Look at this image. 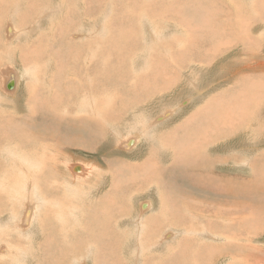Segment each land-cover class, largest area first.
<instances>
[{
	"label": "rangeland",
	"instance_id": "1",
	"mask_svg": "<svg viewBox=\"0 0 264 264\" xmlns=\"http://www.w3.org/2000/svg\"><path fill=\"white\" fill-rule=\"evenodd\" d=\"M38 2L31 14L23 0L0 11V158L11 149L21 156L17 178L0 170V264H264V209L257 208L256 234L241 220L239 231L251 235L227 241L222 233L232 227L205 234L211 228L201 229L190 212L207 216L204 206L187 204L158 178L178 155L209 154L216 159L209 172L230 177L247 175L264 156V0ZM28 50L34 59L25 58ZM32 65L36 81L22 78ZM9 69L19 76L14 93L2 84ZM138 127L144 132L130 149L119 144ZM32 163L43 172L28 183ZM76 163L85 173L70 169ZM255 172L264 181V161ZM196 193L194 200L212 202ZM31 199L36 216L24 229L20 216Z\"/></svg>",
	"mask_w": 264,
	"mask_h": 264
},
{
	"label": "bare ground",
	"instance_id": "2",
	"mask_svg": "<svg viewBox=\"0 0 264 264\" xmlns=\"http://www.w3.org/2000/svg\"><path fill=\"white\" fill-rule=\"evenodd\" d=\"M24 1V3L25 4H27L28 5V8H29V11H30V14L31 13H34L36 10H37V8L40 6V5H43V3L42 2H38V0H23ZM22 3V2H21ZM14 4H15V2H14ZM10 5H13V0H0V11H1V8L3 9H7ZM21 6V4H18V6ZM17 6V5H16ZM11 7V6H10ZM27 7V6H26ZM60 7V8H59ZM59 7H56L57 9H56V11H60V9L62 8L61 7V5H59ZM12 8H13V6H12ZM15 8V7H14ZM17 8V7H16ZM3 9V10H4ZM44 9H45V5H44ZM8 10V9H7ZM19 10V9H18ZM21 10V9H20ZM20 10H19V12H20ZM12 11V10H11ZM22 11H23V9H22ZM55 11V12H56ZM13 12V11H12ZM11 12V13H12ZM50 12V11H49ZM15 13H16V11H15ZM22 13V12H21ZM49 15V14H48ZM42 16V15H41ZM40 16V17H41ZM44 16V15H43ZM39 17V18H40ZM23 18V17H22ZM38 19V18H37ZM39 21H40V19H39ZM52 21V20H51ZM72 21V20H71ZM21 22H24V20L22 21L21 20ZM54 22V21H53ZM60 22V21H59ZM66 22V21H65ZM69 22V21H68ZM21 25V24H20ZM24 26V25H23ZM17 28V27H16ZM27 28V27H26ZM18 29V28H17ZM21 29V28H20ZM6 30L7 31H10L11 33L9 34L8 32H6L7 33V36L8 37H10V36H13L14 34H15V29L13 28V26L11 25V24H8L7 26H6ZM64 30H65V27H63V29H62V31L64 32ZM5 31V30H4ZM22 31V30H21ZM18 32V31H17ZM29 32V31H28ZM23 33V32H22ZM45 33H46V31H45ZM20 34H21V32H20ZM43 34V33H42ZM24 35L26 36V34L24 33ZM22 36V35H21ZM42 37V36H41ZM114 37V36H113ZM112 37V38H113ZM18 38V37H17ZM38 38V37H37ZM40 38V37H39ZM45 38H47V37H45ZM244 38V37H243ZM42 40V39H41ZM224 40V39H223ZM46 41H47V39H46ZM234 41V40H233ZM48 42V41H47ZM52 43H53V40H52ZM30 48V47H29ZM51 50H52V48H51ZM216 51V50H215ZM33 52V51H32ZM31 52V50L29 51H26L25 52V58L27 57V58H32V59H34L35 58V55H33V53ZM47 52V51H46ZM50 52V51H49ZM72 52V51H71ZM74 55H76V54H74ZM40 56V55H39ZM86 56V55H85ZM90 56V55H89ZM36 58H38V57H36ZM75 58H76V56H75ZM39 59V58H38ZM77 63V62H76ZM89 64H87V66H88ZM92 69V68H91ZM106 69V68H105ZM93 71V70H92ZM6 73V74H5ZM5 73H3V75H4V78H3V80H2V84H3V86H5V89H7V91H11V92H13L14 93V91L17 89V86H18V84H19V76H18V73H17V71H15V70H11V69H9V70H7V72H5ZM57 73V72H56ZM102 74V73H101ZM104 75H105V73H103ZM57 75V74H56ZM108 75V74H107ZM107 75H106V78H107ZM9 76V77H8ZM103 76V75H102ZM101 76V77H102ZM58 77V76H57ZM102 79H104L105 80V78H102ZM61 82V81H60ZM64 82V81H63ZM96 82H97V80H96ZM54 88H56V87H54ZM55 91V90H54ZM3 92H5L4 90H3ZM57 92H58V90H57ZM57 92L55 93V96H56V94H57ZM5 93H7V92H5ZM50 93H51V91H50ZM12 94V93H11ZM61 93H59V95H60ZM10 95V94H9ZM50 95V94H49ZM51 97V96H50ZM57 99H62V97L61 98H57ZM56 99V100H57ZM64 99L66 100V95H65V97H64ZM55 101H53V103H54ZM118 103V102H117ZM263 104V103H262ZM94 105H95V103H93L92 105H90V107L87 109V112L89 111V113L90 112H92V113H94V111H93V108H94ZM116 107V106H115ZM128 108V107H127ZM226 108V107H225ZM2 109V108H1ZM66 109V108H65ZM116 109V108H115ZM264 109V108H263ZM67 110V109H66ZM66 110H64V111H66ZM83 110V109H82ZM124 110H126V109H124ZM228 110V109H227ZM1 111V110H0ZM3 111V110H2ZM5 111V110H4ZM33 111V110H32ZM84 112H86L85 110H83ZM171 112H172V110H170ZM225 111V110H224ZM11 112H16V111H11ZM31 112V111H30ZM107 112V111H106ZM171 112H170V114H171ZM1 113H3V112H1ZM5 113H7L6 111H5ZM8 113H10V112H8ZM168 113V112H167ZM68 114H69V112H68ZM220 114V113H219ZM228 114V113H227ZM90 115V114H89ZM108 115H109V113L108 114H106L105 112L103 113V116L101 117L102 118V121L103 122H106L107 121V119H108ZM162 115V114H161ZM217 115V114H216ZM221 115V114H220ZM4 116V115H3ZM2 116V114H1V117H3ZM8 116V115H7ZM128 116V115H127ZM164 116V115H163ZM219 116V115H218ZM262 116V115H261ZM0 117V118H1ZM6 117V116H5ZM16 117V116H15ZM22 117V116H21ZM71 117H73L72 115H71ZM162 118V116H159L158 118ZM213 117V116H212ZM211 117V118H212ZM10 118V117H9ZM17 118V117H16ZM223 119V118H222ZM4 121L6 120L5 118L3 119ZM2 120V121H3ZM10 120H12V121H14V120H16V119H13L12 117L10 118ZM98 120V119H97ZM99 120H100V118H99ZM98 120V121H99ZM9 121V120H8ZM147 121V120H146ZM156 120H151L150 121V124L151 123H153V122H155ZM1 122V121H0ZM11 122V121H10ZM86 123L87 125H89L90 126V123L89 122H87V120H83V119H80V123ZM148 122V121H147ZM8 123V122H7ZM145 123V122H144ZM1 125H3V124H1ZM1 125H0V127H1ZM262 125V124H261ZM148 126V125H147ZM9 129V128H8ZM144 128H142V127H138V129H137V131H136V136L138 135V136H140V134H142L143 132H144V130H143ZM78 130V129H77ZM81 132L82 131H84L85 130V128H81V129H79ZM60 131V130H59ZM95 131H97V130H95L94 129V131L93 132H95ZM102 131V130H101ZM87 132V131H86ZM92 132V131H91ZM92 132V133H93ZM64 133V132H63ZM66 133V132H65ZM64 133V134H65ZM102 133V132H101ZM80 134V133H79ZM3 135V134H2ZM63 135V134H62ZM66 135V134H65ZM89 136V135H88ZM187 136V135H186ZM61 137H63V136H61ZM83 138V137H82ZM127 138V137H126ZM13 139V138H12ZM59 139V138H58ZM85 139V138H84ZM91 139V138H90ZM123 139H124V137H123ZM219 140H221V138H218ZM11 140V139H10ZM9 140V142H11ZM77 140V139H76ZM75 140V141H76ZM92 140V139H91ZM139 139H137V141H138ZM218 140V141H219ZM13 141V140H12ZM79 141L80 142H82L81 141V139L79 138ZM185 141V140H184ZM217 141V140H216ZM8 142V143H9ZM77 142V141H76ZM87 142V141H86ZM120 142V141H119ZM135 142H136V139L135 138H133V137H131V138H129V139H127V140H125L124 142H123V147H125V148H128V149H130L131 148V145L132 144H135ZM10 144V143H9ZM12 144V143H11ZM83 144H84V142H83ZM120 144V143H119ZM1 145H2V142L0 143V147H1ZM81 145H82V143H81ZM208 146V145H207ZM193 152V151H192ZM195 153V152H194ZM6 155H7V160L6 159H1L0 158V170H2V171H5L9 176H10V179L12 180V178H14V177H16L13 173H14V171H15V161L18 159V153L16 152V151H14V150H9V151H7L6 152ZM20 155V154H19ZM187 155V154H186ZM145 156V155H144ZM179 156V155H178ZM177 156V159H175V161L174 162H172L171 163V165L169 166V167H166V168H164V172L163 173H161L159 176H158V174H157V176H158V178L160 177L161 178V181L163 182V183H165L164 182V180L166 181V183H167V185H169V186H171V187H174L176 190H178V191H180L181 193H183V195L184 196H186V198H185V200L187 201V204L189 203V204H195V206L196 207H200V209H202L203 210V207H202V205L204 206V212L205 211H207L208 212V214H206L207 216H205V214H203L202 212H199V213H195V211L194 210H192V211H190L189 210V208H187V206H186V208L191 212V215L193 216V217H200L202 220H203V227L201 228V229H203V228H206V227H210L211 229L210 230H205L204 231V233L205 234H207V235H216V232L219 230L220 231V229L222 230V225H226V226H229V227H232L235 231H233V229H232V231L230 232L229 230H225L223 233H222V235H223V238H226L227 239V241H230V239L229 238H227V237H229V235L232 233V235H236L237 236V234H239V235H247V237H248V235L250 236L251 234H250V232H247V233H243V232H240L239 231V226H238V224L236 223V222H238V221H241V220H244V222H243V225L245 226V227H247L250 231H252V233H253V235L254 234H256V232H253V228H254V224H258V223H260L261 222V218H259V217H261V215H258V214H260V212H258V210L259 209H261V210H263L264 209V181H259V180H256L255 179V177L257 178V175H255V174H253V175H255L254 176V178H248V179H246V182H247V184H242V183H240V177L239 176H235V177H230V176H224L223 174H215V173H210L209 172V168H210V166H212L214 163H215V160L216 159H213V158H211V155H209V154H194V156L192 157V153L190 154V155H188V156H180V157H178ZM21 157V156H20ZM19 157V158H20ZM217 158V157H216ZM263 158V157H262ZM255 159H257V158H255ZM21 160H22V158H21ZM173 160V159H172ZM232 160V159H231ZM171 161V160H170ZM260 161L262 162V160L260 159L259 160V165H260ZM17 162V161H16ZM20 162V161H19ZM23 162H24V166H26V164H27V162H29V161H24L23 160ZM169 162V161H168ZM254 162V161H253ZM255 162H258V161H256L255 160ZM18 164V163H17ZM189 165V167H190V169H186L187 168V166ZM105 166V165H104ZM65 167V166H64ZM68 169H69V166H66ZM65 167V168H66ZM156 167H157V165H156ZM252 167V166H251ZM13 168H14V171H13ZM84 168H86V167H84V165H82V164H79V163H76V164H74V165H72V171L73 172H76V174H80V173H84ZM256 169V168H255ZM254 169V170H255ZM13 171V172H12ZM26 171H27V174H26V176L25 177H23L25 180H28V183L32 180V179H34V178H36L37 179V176H36V174H35V171H39V174L40 175H38V177L39 178H41L42 177V175H41V173L43 172V169L42 168H40V165H36L35 166V168H34V165H33V163L31 164V166L29 165V167H27V169H26ZM65 171H67V170H65ZM254 172V171H253ZM4 173V172H3ZM219 173V172H218ZM35 174V175H34ZM91 174V173H90ZM14 175V176H13ZM89 176H91L92 177V175H89ZM73 177H74V181H80V180H78V179H81V178H84V177H86V176H79V177H77V176H75L74 174H73ZM165 177V179L163 180V178ZM247 177V176H246ZM1 178H3L2 176H1V173H0V179ZM17 178V177H16ZM38 178V179H39ZM89 180H91L90 178H89ZM130 180V179H129ZM240 180V181H239ZM262 180V179H261ZM245 181L243 180V183H244ZM89 183V182H88ZM34 184V186L37 188H41V186L37 183H33ZM66 184V183H65ZM90 184V183H89ZM14 185V184H13ZM74 184H72V186H73ZM83 185V184H82ZM76 186V185H75ZM84 186L85 185H83V188H84ZM1 187V186H0ZM86 187V186H85ZM115 188V187H114ZM170 188V187H169ZM2 190V188H0V191ZM196 191H198V193L199 194H202L203 195V197H206V198H209V199H211L212 200V202H206V200L203 202V200H204V198H203V200H201V199H199V201L196 199V200H194V196L195 195H193V193L195 192L196 193ZM177 194H179V193H177ZM17 195V194H16ZM196 195H198L197 193H196ZM177 196V195H176ZM38 197V196H37ZM36 197V198H37ZM180 197H182V196H180ZM197 197V196H196ZM75 198V197H74ZM111 198V197H110ZM174 198H176V197H174ZM179 198V197H178ZM46 199V198H45ZM208 199V200H209ZM173 200V199H172ZM112 201H114V200H112ZM181 201V200H180ZM30 203H32V204H36V202L34 203V202H32V199L31 200H29V202H25V206H26V204H29V207H27L24 211H23V213L21 214V216H20V220H21V227L22 228H26L27 226H29V224L30 223H33V221H34V219H35V209H33V207H32V204L30 205ZM103 203V202H102ZM116 203V202H115ZM204 203H206V204H204ZM0 204H1V208H4V204H3V199H2V195H1V198H0ZM38 204V203H37ZM173 204V203H172ZM176 205L177 204H179V203H175ZM59 205V204H58ZM62 205H64V204H62ZM150 206H151V203H150ZM149 206V207H150ZM37 207V206H36ZM102 207V206H101ZM106 207V206H105ZM147 207H148V203L147 202H143L142 204H141V209H143V210H145V209H147ZM154 208V207H153ZM171 208V207H170ZM175 208H177V206L175 207ZM257 208H259L258 210H257ZM136 209V208H135ZM248 209V210H247ZM257 210V213L256 212H254L253 210ZM10 210V209H9ZM65 210V209H64ZM138 210V209H137ZM152 210H154V209H152V206L149 208V211L151 212ZM180 210V209H179ZM260 210V211H261ZM16 211V210H15ZM14 211V212H15ZM71 211V210H70ZM113 211V210H112ZM198 211V210H197ZM6 212V211H5ZM11 213H9V215H11L12 213H13V211H10ZM54 212V211H53ZM89 212V211H88ZM138 212V211H137ZM3 213H4V209H3ZM17 213H18V211H17ZM61 213H62V211H61ZM69 213V212H68ZM245 213H247V214H245ZM1 214V213H0ZM15 214H16V212H15ZM138 214V213H137ZM243 214H245V215H249L248 217L247 216H243ZM64 215H66V214H64ZM136 215V214H135ZM134 215V216H135ZM141 215H144V213L142 214V213H140L139 215H137V216H135L134 217V219H133V224H134V226L138 229V231L137 232H140L141 231ZM91 216V215H90ZM113 216V215H112ZM111 216V217H112ZM130 216V215H129ZM1 217H3L2 216V214H1ZM0 217V218H1ZM10 217H12V216H10ZM56 217V216H55ZM79 217V216H78ZM106 217V216H105ZM152 217V216H151ZM178 217V216H177ZM176 217V218H177ZM66 218H68V217H66ZM108 218V217H107ZM130 218V217H129ZM33 219V220H32ZM58 219H60V217L58 218ZM117 219V218H116ZM76 220H78L77 218H76ZM94 220V219H93ZM101 220V219H100ZM103 220H105V219H103ZM107 220V219H106ZM111 220H112V218H111ZM118 220V219H117ZM178 220H183V219H178ZM102 221V220H101ZM122 221V220H121ZM130 221V222H131ZM9 222V221H8ZM61 222H62V220H61ZM66 222H67V220H66ZM98 222V221H97ZM119 222V221H118ZM64 223V222H63ZM79 223V222H78ZM106 223V222H105ZM247 223V224H246ZM254 223V224H253ZM104 224V223H103ZM161 224V223H160ZM264 224V223H263ZM263 224H261V226L263 225ZM3 225V224H2ZM66 225V224H65ZM97 224L95 223V226H96ZM165 225H166V223H165ZM174 225V224H173ZM49 226H51V225H49ZM104 226V225H103ZM178 226V225H177ZM221 226V228L220 229H218V230H216V227H220ZM258 226H260V225H258ZM179 227V226H178ZM47 228V227H46ZM102 228H104V227H102ZM124 228V227H123ZM174 228V227H173ZM175 228H177L176 226H175ZM179 228H181V226L179 227ZM178 228V229H179ZM66 229V228H65ZM135 229V228H134ZM184 229H185V227H184ZM201 229H199V230H201ZM2 230V229H1ZM14 230V229H13ZM104 230V229H103ZM102 230V231H103ZM107 230V229H106ZM153 230V229H152ZM180 230H182V228L180 229ZM18 232H20L19 230H17ZM28 231V230H27ZM68 231H69V229H68ZM99 231V230H98ZM255 231H257V230H255ZM6 232H7V230H6ZM46 232V231H45ZM100 232V231H99ZM169 232V231H168ZM190 232L192 233V232H196L194 229H191L190 230ZM246 232V231H245ZM2 233V232H1ZM30 233V232H29ZM42 233H44V232H42ZM103 233V232H102ZM106 233H107V231H106ZM4 234V233H3ZM105 234V233H104ZM109 234V233H108ZM154 234V233H153ZM156 234V233H155ZM182 234H183V232H182ZM197 234L198 233H196V236H197ZM44 235H46V234H44ZM68 235H73V236H75V231L74 230H71V231H69V233H68ZM107 235V234H106ZM138 235V234H137ZM142 235V234H141ZM166 235V237H167V232H166V234L164 233V236ZM186 235V234H185ZM185 235H184V237H185ZM207 235H206V237H207ZM231 235V236H232ZM148 236V235H147ZM187 236V235H186ZM50 237H54V236H50ZM107 237V236H106ZM182 237H183V235L181 236V239H182ZM183 237V238H184ZM189 237V236H188ZM61 238V237H60ZM71 238V237H70ZM165 238V237H164ZM209 238H211V237H209ZM233 238V237H232ZM51 239V238H50ZM62 239V241H63V239H64V237L63 238H61ZM146 239V238H145ZM204 239V238H203ZM212 239V238H211ZM210 239V240H211ZM54 240V239H53ZM60 240V239H59ZM58 240V242H59V244H62V241L60 240L59 241ZM144 240V239H143ZM153 241V240H152ZM171 241V240H170ZM67 242V241H66ZM94 242V241H93ZM150 242V241H149ZM54 243H55V241H54ZM146 243V242H145ZM235 243V242H234ZM56 244V243H55ZM54 244V245H55ZM150 244V243H149ZM152 244V243H151ZM33 245V244H32ZM70 245V244H69ZM94 245V244H93ZM249 245V244H248ZM247 245V246H248ZM253 246V245H252ZM72 247H73V245H72ZM139 247V246H138ZM248 247H250V249H252V247L251 246H248ZM70 248H71V246H70ZM156 248V247H155ZM256 247L254 246V249H255ZM20 249V248H19ZM139 249H141V248H139ZM20 251V250H19ZM195 251V250H194ZM143 252V251H142ZM66 253V252H65ZM64 253V254H65ZM21 254V253H20ZM28 254V253H27ZM61 263V261L59 262V264Z\"/></svg>",
	"mask_w": 264,
	"mask_h": 264
},
{
	"label": "crops",
	"instance_id": "3",
	"mask_svg": "<svg viewBox=\"0 0 264 264\" xmlns=\"http://www.w3.org/2000/svg\"><path fill=\"white\" fill-rule=\"evenodd\" d=\"M24 52H26V51H24ZM16 95V94H15ZM72 115H74V114H72ZM80 120V119H79ZM80 122V121H79ZM234 136H236L235 134H234ZM131 137H134L135 139H136V142H137V139H139V136L137 135H132V136H128L127 138H124V139H121V141H120V144H123V142L125 141V140H127V139H129V138H131ZM135 142V143H136ZM263 157V158H262ZM257 159H254L252 162H250V164H251V166H250V169H251V171L247 174V175H245V176H239L240 177V180H242V179H248V178H254V176L255 175H257L256 174V169H257V167H258V165H259V160L261 159L262 160V162L264 161V156H262V155H257V157H256ZM255 160L256 161H258V162H255ZM261 161H260V164L262 163ZM85 167V166H84ZM71 169H72V166L70 167ZM256 168V169H255ZM85 170H84V173H85V171H86V168H84ZM255 169V170H254ZM254 171V172H253ZM253 174H255V175H253ZM78 175V174H77ZM85 175V174H84ZM247 176V177H246ZM255 179L256 180H261V178H260V176H258L257 175V178L255 177ZM239 180V181H240ZM263 180V179H262ZM240 183H242V184H247V182H244L243 183V181H240ZM140 205H141V203H140ZM152 206V205H151ZM150 206V207H151ZM26 207V206H25ZM32 207H33V209H34V207H35V205H32ZM22 213H23V211H22ZM33 220V219H32ZM264 228V227H263Z\"/></svg>",
	"mask_w": 264,
	"mask_h": 264
},
{
	"label": "clouds",
	"instance_id": "4",
	"mask_svg": "<svg viewBox=\"0 0 264 264\" xmlns=\"http://www.w3.org/2000/svg\"><path fill=\"white\" fill-rule=\"evenodd\" d=\"M39 67L36 65L28 66L23 70L22 78L36 81L38 79Z\"/></svg>",
	"mask_w": 264,
	"mask_h": 264
}]
</instances>
